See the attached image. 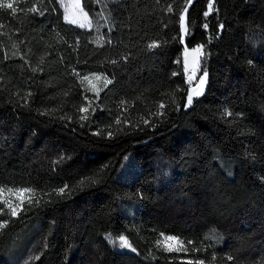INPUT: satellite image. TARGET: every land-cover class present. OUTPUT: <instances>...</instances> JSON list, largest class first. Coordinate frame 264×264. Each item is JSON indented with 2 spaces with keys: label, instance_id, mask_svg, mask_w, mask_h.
I'll return each mask as SVG.
<instances>
[{
  "label": "trees",
  "instance_id": "trees-1",
  "mask_svg": "<svg viewBox=\"0 0 264 264\" xmlns=\"http://www.w3.org/2000/svg\"><path fill=\"white\" fill-rule=\"evenodd\" d=\"M9 2L0 186L34 193L27 211L0 215V264H264V0H212L207 17L209 0H192L183 43L187 0H81L89 30L58 0ZM198 44L187 82L182 49ZM74 70L113 82L97 95ZM161 233L186 250L165 251ZM120 236L135 251L110 242Z\"/></svg>",
  "mask_w": 264,
  "mask_h": 264
},
{
  "label": "snow or ice",
  "instance_id": "snow-or-ice-1",
  "mask_svg": "<svg viewBox=\"0 0 264 264\" xmlns=\"http://www.w3.org/2000/svg\"><path fill=\"white\" fill-rule=\"evenodd\" d=\"M97 2H99V0H97ZM157 2H159V0H157ZM85 3H87V0H85ZM188 5L190 6L192 3V0H187ZM65 7V15H64V19L65 22L68 24H73L76 25L79 28H85L87 27H91V21L89 19V15L88 12H86L84 10V7L81 5V0H74V3L72 5L73 8L78 9L81 19H76L72 16H70L67 12V5H63ZM0 9L3 10H7L9 12H11L12 14H16L17 12V7L14 6V3L9 2V0H0ZM208 9L209 11H206L204 13L205 17H207L209 15V12L212 11L213 9V4H212V0H209V4H208ZM26 11L28 13H38L40 15H42L43 13L40 11L39 7L37 4H33L31 7L27 8ZM168 12H173V7L171 4H169L168 8H167ZM189 8L188 6L184 7L180 16H179V22H180V33L181 35L179 36V39L181 40V42L183 43L184 39H185V33L187 32V27H186V18H187V14H188ZM3 25H0V27H2ZM208 25L205 24V28H207ZM220 29L222 30L224 28V25L221 24ZM104 37H98L97 41H93V42H98V41H104ZM107 43H111V40H107ZM99 46H103V43H100ZM159 45L156 42L150 43L148 45L149 49H153L158 47ZM191 53H195V57L192 59L191 61V67H192V71L193 74L192 75H187L188 71H189V56ZM191 53L189 52V50L187 48H185L184 50V73L187 76V81L191 82L195 77V72L198 70V66L201 63L199 57L204 55L203 52V46H198L195 49L191 50ZM7 58V57H5ZM125 59H127L125 57ZM112 63H116V61H112ZM179 63V61L177 62ZM37 69H33V71L35 72ZM74 74L77 75L78 77H80V79L82 81H89L92 91L96 92L97 95L99 94V90L96 88V86L94 84H92V81H100L101 79H103V83L104 86L107 87L109 84H111L113 81L112 79H109L107 76H101L98 75L96 73H90L89 75H84V76H80V73L75 72L74 70ZM178 75V72H174L173 76ZM208 72L205 70L203 71V74L199 76V84L196 86L195 89H190L188 91L187 94V104H185V107H188L189 105H191L192 101H193V97L194 96H199L204 92V86L207 83L208 80ZM28 95H31V93H29ZM161 108L164 107L163 104L160 105ZM79 111L81 113H86L88 112V108L87 107H80ZM161 115H163V113H160ZM226 115L231 116L232 113L228 112L226 113ZM82 120H86L87 117L86 116H81L80 117ZM148 121L146 120L145 123H147ZM117 123H120V120H117ZM109 135H111V133H109ZM93 183H95V181H92ZM67 188V185L63 188H60L58 190H55L57 194L62 195L65 193V189ZM5 193H7L8 195H5ZM34 193V189L28 188V187H16V188H10V187H5V186H0V203H2L3 207L0 208V215H10L11 217H17L21 212L23 211H27V209L24 207L25 203L27 202L28 205H31L33 203V196L30 195ZM14 196L15 197V201L14 202L13 199H11L10 197ZM36 204L40 203V200H36L35 201ZM6 210V211H5ZM8 223V220H4L2 223H0V228H3L6 226V224ZM161 236L164 237V241H167L169 243H165L164 244V250L165 251H174V250H186L184 249V244L183 241L179 240L177 237L175 236H164L163 233H161ZM119 243L120 246L123 248H132V245L130 244L129 240L125 237V236H120L119 237ZM188 243H191V241H189ZM161 244V241H157V246L159 247ZM174 244L179 245V248L174 247ZM133 251H135L134 248H132ZM229 259H232V257H229ZM197 264H204V261H198Z\"/></svg>",
  "mask_w": 264,
  "mask_h": 264
},
{
  "label": "rangeland",
  "instance_id": "rangeland-1",
  "mask_svg": "<svg viewBox=\"0 0 264 264\" xmlns=\"http://www.w3.org/2000/svg\"><path fill=\"white\" fill-rule=\"evenodd\" d=\"M58 2H59V4H60V6H61V8H62V10H63V15H65V7L63 6V5H67L68 7H67V12H68V14L70 15V16H72V17H74V18H76V19H81V16H80V13H79V10L78 9H75V8H73L72 7V5H73V3H74V0H58ZM186 6H189L188 5V3L186 4ZM64 18V17H63ZM90 19V18H89ZM64 21H65V19H64ZM71 25H73V24H71ZM74 26H76V25H74ZM92 28V24H91V27L89 28V27H85V28H83V29H86V30H89V29H91ZM186 34V33H185ZM184 34V35H185ZM185 48H187V47H183V49H182V55H181V59H180V62H181V64H182V67H183V70H184V50H185ZM188 50H189V52L191 53V50L192 49H189V48H187ZM195 49V48H194ZM195 53H191L190 54V56H189V68H192L191 67V61H192V59L195 57ZM196 73H197V71L195 72V75H196ZM99 75V74H98ZM102 76V75H101ZM188 82V81H187ZM87 83H88V85L90 86V88H91V85H90V83H89V81H87ZM92 84H94L95 86H96V88L100 91L101 90V86H104V83H103V79H101L100 81H95V80H93L92 81ZM199 84V79L197 80V82L196 83H193V84H191V86L189 87V90L190 89H195L196 88V86ZM205 87H206V85L204 86V90H205ZM92 89V88H91ZM188 90V91H189ZM94 92V91H93ZM94 93H96V92H94ZM203 94V93H202ZM201 94V95H202ZM200 96V95H199ZM195 97H197V96H194L193 98H195ZM186 104H187V98H186ZM189 107V106H188ZM188 107H186V108H188ZM5 195H8L7 193H5ZM11 199H13V200H15V197L14 196H12V197H10ZM110 242L116 247V248H118V249H120V250H131V248H123V247H121L120 246V243H119V237L118 238H112V239H110ZM165 243H169V242H167V241H164V244ZM174 247H176V248H178L179 247V245H176V244H174Z\"/></svg>",
  "mask_w": 264,
  "mask_h": 264
},
{
  "label": "built area",
  "instance_id": "built-area-1",
  "mask_svg": "<svg viewBox=\"0 0 264 264\" xmlns=\"http://www.w3.org/2000/svg\"><path fill=\"white\" fill-rule=\"evenodd\" d=\"M198 46H202V45H201V44H198V45L196 46V48H197ZM202 56H203V55H202ZM202 56H200L199 59H200ZM192 74H193L192 68H189V71H188V74H187V75H192ZM184 78H185V80L187 81V76H186L185 73H184Z\"/></svg>",
  "mask_w": 264,
  "mask_h": 264
}]
</instances>
